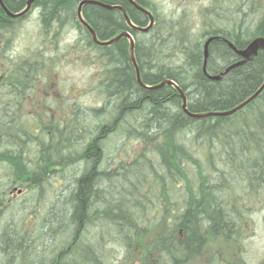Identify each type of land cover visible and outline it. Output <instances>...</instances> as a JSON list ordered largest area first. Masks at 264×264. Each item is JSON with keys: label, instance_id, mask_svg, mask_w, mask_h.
I'll return each instance as SVG.
<instances>
[{"label": "trees", "instance_id": "obj_1", "mask_svg": "<svg viewBox=\"0 0 264 264\" xmlns=\"http://www.w3.org/2000/svg\"><path fill=\"white\" fill-rule=\"evenodd\" d=\"M1 1L12 14L28 2ZM82 1L35 0L17 18L0 7V213L11 209L13 190L29 196L23 205L32 201L31 213L20 210L16 222L0 225V264H106L110 243L122 246L117 264H183L213 239L238 247L248 221L236 206L243 199L232 192L264 200V88L230 116L200 118L185 113L178 90L198 115L232 110L256 93L264 83V48L243 59L227 42L242 50L264 38V5L211 0L197 20L185 11L165 19L151 0H134L153 16L145 33L128 28L117 10L84 5L82 18L99 41L131 34L143 85L175 84L147 89L137 82L128 39L93 42L77 18ZM92 1L123 7L135 26L149 24L128 0ZM33 10L41 40L13 59V31ZM66 27L79 37L62 47ZM210 37L216 39L204 63ZM76 48L94 70L80 94L94 102L65 97L55 113L57 105L44 99L36 117L29 114L38 84ZM48 190L55 200L41 207Z\"/></svg>", "mask_w": 264, "mask_h": 264}, {"label": "rangeland", "instance_id": "obj_2", "mask_svg": "<svg viewBox=\"0 0 264 264\" xmlns=\"http://www.w3.org/2000/svg\"><path fill=\"white\" fill-rule=\"evenodd\" d=\"M151 1L156 6L158 13L165 19L178 17L185 11L191 18L197 20L199 12L202 11L203 8L211 6V0ZM257 5L262 7L264 5V0H259ZM39 29L38 10H33L13 31L14 38L9 50V56L13 57V59L21 55L27 56V52L31 51L41 40ZM78 37L79 34L76 30L66 27L59 37V44L62 47H69L75 43ZM84 57V53H82L79 48H76L75 50H71L67 55L60 71L52 74L54 71L49 70V73H51L49 79L47 80V78H45L43 84L39 83L35 95L29 97V101L27 102L29 114H33L36 117V112L41 111L40 106L46 103L44 99H50L51 101L49 102H53V106L57 105V107L51 108L55 110V113H58L59 105L66 99L65 97H68V100L78 99L85 104L94 102L92 94H86V96L80 94L86 87L92 85L94 80L92 76L94 71L93 67H89L86 64ZM54 190H48L46 195H43L40 199L41 207L46 204L50 205L54 202L55 198L51 195ZM238 192L243 200L236 203V206L241 212V215L245 218L247 217L248 221V223L245 224V237L241 239L242 243L236 248L234 245L231 246V244L220 247L221 241L219 239H213L207 243V250L199 257L195 258L196 260L202 261L204 259H210L213 255H218L216 259H235L240 260V262L244 264H258L259 260L264 259V200L260 199V197H254L253 195H244L243 197L242 192L237 188H235L232 193L236 195ZM20 193L21 192H18V190H13V193L11 192L9 194L10 198L13 200V205L10 210L0 213V225H2L6 219L16 222V220L20 218V210L24 209L26 214L31 213L30 208L32 207V201L27 200L24 206L20 202L29 199V196L26 197L24 193L22 195ZM57 193L58 192L55 194ZM26 207H28V210ZM15 222L13 225L16 224ZM27 224L32 227L35 223L31 219H28ZM121 248L122 246L110 243L106 247L105 263L117 264L123 254ZM216 249L217 252L214 251ZM139 250L140 248L138 251H135L134 255L137 252L139 254ZM107 258H109V261Z\"/></svg>", "mask_w": 264, "mask_h": 264}, {"label": "water", "instance_id": "obj_3", "mask_svg": "<svg viewBox=\"0 0 264 264\" xmlns=\"http://www.w3.org/2000/svg\"><path fill=\"white\" fill-rule=\"evenodd\" d=\"M34 1L35 0H28L26 8L22 12L17 13V14L10 13L6 9V7L3 5L1 0H0V7L2 8V10L6 13V15L8 17L17 18V17L23 16L24 14H26L31 9V5H32V3ZM128 2L134 8H136L138 11L142 12L143 14H145L149 18V24L147 25V27L142 28V27L135 26L130 21L129 17L127 16L125 9L123 7H121V6L107 5V4H103V3L92 1V0H83L82 2L79 3L78 8H77L78 21L80 22V24L83 27H85L87 29V31L89 32V34L92 37L93 42L95 44H97V45L108 46V45L113 44L114 42H116L117 40H119L121 38L128 39V41L130 43V58H131V62L133 64V66L135 67L137 82L142 87L147 88V89H156V88L162 87L164 85L175 87V84L172 81H170V80L163 81L160 85H157V86H154V87H147V86L143 85V83L141 82V79H140V73H139L138 67H137L135 59H134V53H133L134 44H133V38H132L131 34L129 32H127V31H124V32H121L120 34H118L117 36H115L114 38H112L110 40L101 42V41L98 40L95 32L89 27V25L85 22V20L82 18V15H81V8L84 5H86V4H95V5H97L99 7H102L104 9H106V10H117V11L121 12L123 17H124V19H125V21H126V24H127L128 28L133 29V30H137V31L143 32V33L147 32L151 28V26L153 25V16H152V14L149 11H147L146 9L142 8L141 6H139L134 0H128ZM215 39H216V37H210V38L207 39V41L204 44V63H206V60L208 58V46H209L210 42L215 40ZM227 44L238 56H240V57H242L244 59H248L249 57L256 55L257 51L259 49H263L264 48V38H258V39L253 40L243 50H237L229 42H227ZM238 65H240V63H236L232 67L238 66ZM203 70L205 72V64H204ZM207 77H208L209 80H212V81H218L220 79L219 75H216V76L207 75ZM263 88H264V83L261 85V87L257 90L256 93H254L251 97H249L247 100H245L240 105H238L235 108H233L232 110L225 111V112L209 113V114H205V115H198V114L189 113L187 111V109H186V98L182 94L181 90H178V91L180 93V97H181V100H182V108L185 111V113H187L191 117L200 118V117H203V116H217V117L230 116V115L234 114L235 112H237L238 110H240L241 108H243L246 104H248L249 102L254 100L260 94V92L263 90Z\"/></svg>", "mask_w": 264, "mask_h": 264}, {"label": "flooded vegetation", "instance_id": "obj_4", "mask_svg": "<svg viewBox=\"0 0 264 264\" xmlns=\"http://www.w3.org/2000/svg\"><path fill=\"white\" fill-rule=\"evenodd\" d=\"M183 264H244V263H241L240 260L224 259L223 258V259H204L202 261H199V260H196V259H188ZM258 264H264V259L259 260Z\"/></svg>", "mask_w": 264, "mask_h": 264}]
</instances>
